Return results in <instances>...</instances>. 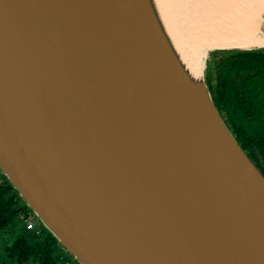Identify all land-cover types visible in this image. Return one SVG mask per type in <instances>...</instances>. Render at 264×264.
<instances>
[{
  "label": "water",
  "instance_id": "water-1",
  "mask_svg": "<svg viewBox=\"0 0 264 264\" xmlns=\"http://www.w3.org/2000/svg\"><path fill=\"white\" fill-rule=\"evenodd\" d=\"M233 50L264 0H0V173L70 258L264 264V174L207 84Z\"/></svg>",
  "mask_w": 264,
  "mask_h": 264
},
{
  "label": "trees",
  "instance_id": "trees-1",
  "mask_svg": "<svg viewBox=\"0 0 264 264\" xmlns=\"http://www.w3.org/2000/svg\"><path fill=\"white\" fill-rule=\"evenodd\" d=\"M207 84L229 128L264 174V51L214 52Z\"/></svg>",
  "mask_w": 264,
  "mask_h": 264
},
{
  "label": "flooded vegetation",
  "instance_id": "flooded-vegetation-1",
  "mask_svg": "<svg viewBox=\"0 0 264 264\" xmlns=\"http://www.w3.org/2000/svg\"><path fill=\"white\" fill-rule=\"evenodd\" d=\"M0 264H78L35 220L1 173Z\"/></svg>",
  "mask_w": 264,
  "mask_h": 264
},
{
  "label": "bare ground",
  "instance_id": "bare-ground-1",
  "mask_svg": "<svg viewBox=\"0 0 264 264\" xmlns=\"http://www.w3.org/2000/svg\"><path fill=\"white\" fill-rule=\"evenodd\" d=\"M206 52H207V49L201 50L200 47L195 48L194 53L192 54V57H193V60H194L193 62H194L195 65H198V62L200 63V58L201 57L203 59L205 58Z\"/></svg>",
  "mask_w": 264,
  "mask_h": 264
},
{
  "label": "rangeland",
  "instance_id": "rangeland-1",
  "mask_svg": "<svg viewBox=\"0 0 264 264\" xmlns=\"http://www.w3.org/2000/svg\"><path fill=\"white\" fill-rule=\"evenodd\" d=\"M213 54V53H212ZM212 54H211V57H210V61H209V65H210V63H211V61H212ZM208 69H209V66H208ZM36 220V219H35ZM37 221V220H36ZM66 254V253H65ZM67 255V254H66ZM68 256V255H67ZM69 257V256H68ZM72 259V258H71Z\"/></svg>",
  "mask_w": 264,
  "mask_h": 264
}]
</instances>
